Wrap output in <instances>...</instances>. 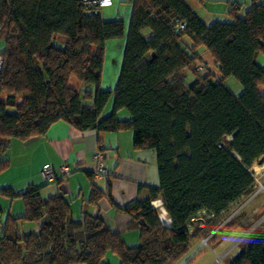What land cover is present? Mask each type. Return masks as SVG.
<instances>
[{
  "label": "trees",
  "instance_id": "trees-1",
  "mask_svg": "<svg viewBox=\"0 0 264 264\" xmlns=\"http://www.w3.org/2000/svg\"><path fill=\"white\" fill-rule=\"evenodd\" d=\"M127 1L124 35L120 17H101L113 0L101 8L80 0H0V175L13 141L45 137L63 123L96 134L86 203L113 204L109 179L101 190L92 178L109 176L111 148L102 136L129 131L133 151L153 152L157 169L156 186L137 188L145 198L117 207L139 242L126 245L98 214L75 219L62 193L2 189V196L21 198L25 212L1 227L0 264H112L110 256L116 264H190L194 240L254 190L251 168L264 163V0L245 9L227 2L230 20L209 25L183 0ZM124 36L115 87L102 90L106 42ZM228 78L241 85L239 95L225 86ZM25 223L38 231L24 233ZM239 248L228 264H264V230Z\"/></svg>",
  "mask_w": 264,
  "mask_h": 264
},
{
  "label": "crops",
  "instance_id": "crops-1",
  "mask_svg": "<svg viewBox=\"0 0 264 264\" xmlns=\"http://www.w3.org/2000/svg\"><path fill=\"white\" fill-rule=\"evenodd\" d=\"M183 1L207 24L204 18H210V21L214 22L219 17H227L225 15L227 2L241 1L245 9L254 0H203V3H207L206 9L199 0ZM113 6L114 2L111 7ZM103 72H105V58L102 79ZM109 111L108 107L105 114ZM102 139L111 148L106 160L109 176L108 178L94 176L92 180L99 189L105 190L109 179L113 204L107 198L101 199L97 206L86 203L92 191L91 180L87 173L92 174L95 169L96 134L92 131L81 134L63 123L55 124L45 137L11 143L9 167L0 175V191L10 188L16 193H23L29 186H34L42 187L43 197L62 193L70 202L75 219L80 220L84 212L88 215L98 214L108 227L119 233L126 245H137L138 230L127 229V217L117 207L121 208L138 198H145L146 191L138 194L139 185H157L155 156L151 151H133L132 135L129 131L105 133ZM45 166H50L53 171L54 180L50 183L45 181L42 173ZM65 166L68 168V174L64 177L65 180L61 181L62 168ZM58 182H60L59 185ZM0 197H2L0 200L1 230L5 223L3 214L7 213V217H20L25 212V206L19 197L15 199L2 195ZM160 221L164 224L169 223H167L166 215H160ZM21 229L24 233L37 232L38 225L25 223L22 224ZM108 259L112 264H116L112 256Z\"/></svg>",
  "mask_w": 264,
  "mask_h": 264
},
{
  "label": "rangeland",
  "instance_id": "rangeland-1",
  "mask_svg": "<svg viewBox=\"0 0 264 264\" xmlns=\"http://www.w3.org/2000/svg\"><path fill=\"white\" fill-rule=\"evenodd\" d=\"M118 1L119 0H114L113 7L102 9L101 17L104 20L120 17L124 22V35H126L131 14V6L127 0H123V2ZM216 20L224 22L230 19L228 17H219ZM204 21H206L208 25L213 23V21H210V18H204ZM61 41L64 40L61 39ZM105 47V72H103L104 76L100 87L102 90H112L120 74L121 61L125 49V36L121 39L107 41ZM3 48L4 46L0 42V51H2ZM225 86L236 96L239 95L242 90L241 85L233 78L226 79ZM91 103V100L87 101V104L90 105ZM125 111L122 110L123 113L127 112ZM251 172L255 176L254 178H256L253 192L232 206L229 213L224 217L221 225L217 226L206 237L194 240L192 250L190 251L192 258L190 264L194 262L195 264H228L231 260L230 258L238 251V248H241L242 245L245 246L254 232L264 230L263 163L254 164L251 168ZM1 198L2 197H0V200H2ZM3 203L6 204L5 202ZM158 204L159 202H155V205ZM155 205L153 204L154 208H156ZM7 215V213L3 214L4 222ZM162 216H164V214ZM168 222L169 220L167 218V223Z\"/></svg>",
  "mask_w": 264,
  "mask_h": 264
},
{
  "label": "built area",
  "instance_id": "built-area-1",
  "mask_svg": "<svg viewBox=\"0 0 264 264\" xmlns=\"http://www.w3.org/2000/svg\"><path fill=\"white\" fill-rule=\"evenodd\" d=\"M80 1L82 2V5L95 6V7H99V8H101V7H109L112 4V0H80ZM99 8L95 9V10H91L90 14L91 15H98L99 14ZM2 65H3V61H2V58L0 56V70L2 68ZM100 166H102V163L100 164ZM100 170L101 171H105V170L102 169V167L100 168ZM62 173H63L62 174L63 178L68 174V168H66V166L62 168ZM43 176L47 180H51V178L53 177V171H52L50 166H46L44 168Z\"/></svg>",
  "mask_w": 264,
  "mask_h": 264
}]
</instances>
